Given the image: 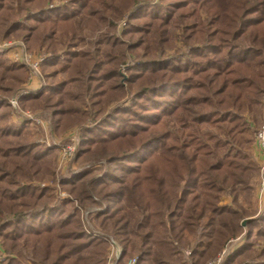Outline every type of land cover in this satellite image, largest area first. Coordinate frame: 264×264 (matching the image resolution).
Wrapping results in <instances>:
<instances>
[{
	"label": "trees",
	"instance_id": "1",
	"mask_svg": "<svg viewBox=\"0 0 264 264\" xmlns=\"http://www.w3.org/2000/svg\"><path fill=\"white\" fill-rule=\"evenodd\" d=\"M13 37L44 50V83L18 94L26 71L0 51V264H107L110 240L116 264H206L243 233L222 264H264V0H0ZM16 94L54 134L78 126L77 163L106 169L56 197L54 150L11 119Z\"/></svg>",
	"mask_w": 264,
	"mask_h": 264
},
{
	"label": "rangeland",
	"instance_id": "2",
	"mask_svg": "<svg viewBox=\"0 0 264 264\" xmlns=\"http://www.w3.org/2000/svg\"><path fill=\"white\" fill-rule=\"evenodd\" d=\"M54 2H57V1H54ZM96 36L97 34L96 35L92 34L93 38H95ZM0 42L23 43L20 37H13L7 40L0 39ZM25 50H26V47H25ZM0 51H4L7 60H9L10 62L20 64L19 62L15 61L16 54L20 52L19 48L12 47L9 50H0ZM26 52L31 54L33 57L41 58L42 61L45 58L44 50L35 49L32 52H29L28 50H26ZM41 63L39 65L38 74H35V75L32 74V72L27 67L23 66V68L26 71L28 80L26 84L24 85L23 90L20 91L18 94H22L25 92L32 93V91H30L31 89L37 90L34 93H37L41 90L43 83H44L43 73L41 71ZM120 72L124 74L122 69L120 70ZM122 82L123 81H121V83ZM18 94L12 96L9 100L11 104V112H10L11 119L13 121L21 120L23 122H28L27 124H29V126L31 127L32 132H33L32 134L34 135L36 142L42 145H47L48 147L54 150L55 171H54V182L53 183L56 186V189H55V194L57 195L56 197L58 198L68 197V195L63 190L59 189L58 182L61 179L72 177L76 173L80 172L81 170L89 168V167L102 168V170L106 169V163L103 159L90 160L81 165L77 163L76 148L79 145V132H80V128L78 126L69 128L62 135L54 134V132L52 131L53 117H52L51 112L47 110H40V109L22 108L18 104L17 99H16ZM261 100L264 102V95L261 98ZM256 116H257L256 120L258 121V123H261L262 125L264 121V115H263V104L261 103L259 105L258 113L256 114ZM68 148L73 149V152L69 153L67 151ZM254 149L255 148H253V153H254ZM262 156H263V160H261L258 163L256 162L258 164L259 170H258V174H256L253 180V184L255 186L254 194L256 195V198H257V206L259 210H261L262 207L264 206V154ZM254 159H255V156H254ZM53 183L44 180L41 182V185L50 186V185H53ZM92 210H95V209H92V208L86 209L85 211L82 212L83 221L84 223L88 225V227H91V226L90 224H88L87 215ZM232 242H235L236 248H234L233 250H230L229 252L234 251L235 249L239 248L244 243V233L242 235H239L235 238L230 239L228 242V245L224 249H222L220 252H216L213 255L215 257L214 259L212 257L213 259V260L211 259L212 261L211 260L210 262L206 261L205 263L212 264V262L216 260V258L220 255L221 252L229 249V246L231 245ZM258 244L261 245L260 242H258ZM258 250L260 251V249ZM188 253H189L188 250L184 251V255H188Z\"/></svg>",
	"mask_w": 264,
	"mask_h": 264
},
{
	"label": "built area",
	"instance_id": "3",
	"mask_svg": "<svg viewBox=\"0 0 264 264\" xmlns=\"http://www.w3.org/2000/svg\"><path fill=\"white\" fill-rule=\"evenodd\" d=\"M12 47H16L20 49V52L16 54L15 61L19 62L20 65L27 67L32 72V74L34 75L38 74L39 65L42 62V59L33 57L31 54L27 53L23 43L0 42V50H9ZM263 115H264V102H263ZM254 147L259 152L264 154V121L255 134ZM67 151L71 153L73 152V149L68 148ZM110 243H111L112 248H111L110 258L107 264H116V262L118 261L120 257L121 252H120V249L117 247V245L112 240H110ZM234 248H236V245H235V242H232L231 245L229 246V249L221 252L220 255L216 258V260L212 262V264H222L224 261V258L228 255V253H230L229 251L233 250ZM127 264H135V260L131 259L127 262Z\"/></svg>",
	"mask_w": 264,
	"mask_h": 264
},
{
	"label": "crops",
	"instance_id": "4",
	"mask_svg": "<svg viewBox=\"0 0 264 264\" xmlns=\"http://www.w3.org/2000/svg\"><path fill=\"white\" fill-rule=\"evenodd\" d=\"M30 91H32V93H34L35 89H31ZM263 154L261 152H259L256 148L254 149V156H255V159H256V162H260L261 160H263Z\"/></svg>",
	"mask_w": 264,
	"mask_h": 264
},
{
	"label": "water",
	"instance_id": "5",
	"mask_svg": "<svg viewBox=\"0 0 264 264\" xmlns=\"http://www.w3.org/2000/svg\"><path fill=\"white\" fill-rule=\"evenodd\" d=\"M244 224H245V223L243 222V223L241 224V226H244Z\"/></svg>",
	"mask_w": 264,
	"mask_h": 264
}]
</instances>
